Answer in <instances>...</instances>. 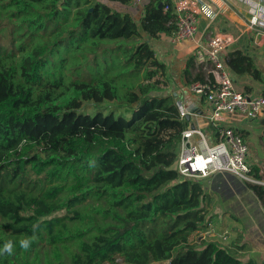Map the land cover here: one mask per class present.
Instances as JSON below:
<instances>
[{
    "label": "trees",
    "instance_id": "16d2710c",
    "mask_svg": "<svg viewBox=\"0 0 264 264\" xmlns=\"http://www.w3.org/2000/svg\"><path fill=\"white\" fill-rule=\"evenodd\" d=\"M110 2L128 4L0 0V248L14 245L0 264H259L192 238L210 197L174 167L190 121L153 44L175 31L169 0H149L139 22ZM226 63L261 78L242 48ZM194 67L193 55L187 81H204ZM248 187L264 202V186Z\"/></svg>",
    "mask_w": 264,
    "mask_h": 264
},
{
    "label": "built area",
    "instance_id": "2783aa9c",
    "mask_svg": "<svg viewBox=\"0 0 264 264\" xmlns=\"http://www.w3.org/2000/svg\"><path fill=\"white\" fill-rule=\"evenodd\" d=\"M139 3L141 0H132ZM253 4V5H252ZM223 0H169L165 11L173 10L175 31L171 42L178 45L184 41H196L195 61L206 73L204 81H195L189 88L205 97L212 105L209 124L213 128L214 140L208 142L199 128L189 127L183 132L179 155L174 164L182 175L205 177L214 172H228L264 186V177L248 163V145L242 134L233 126L245 120L257 119L264 115V95L251 96L236 88L233 71L221 60L220 54L236 39L229 33H215L205 43L197 39L200 17L210 22L215 20L228 7ZM252 14L245 24L244 31L264 28V5L251 2ZM263 40H258L261 45ZM188 109L181 106V115ZM194 134L200 139L193 141Z\"/></svg>",
    "mask_w": 264,
    "mask_h": 264
},
{
    "label": "crops",
    "instance_id": "0c3cea01",
    "mask_svg": "<svg viewBox=\"0 0 264 264\" xmlns=\"http://www.w3.org/2000/svg\"><path fill=\"white\" fill-rule=\"evenodd\" d=\"M224 1L228 2L229 5L226 8V10H224V13L220 14L215 20L210 22L205 17H200L197 39L200 40V42L205 43L211 35L218 33V32L219 33L225 32V33H229L232 36H234L236 40L220 54L221 60L227 65L226 58L228 54L232 51V49L238 48V47L244 49L248 54H250L254 58L255 64L261 70V78L255 79L253 76L248 75V74L240 75L230 68L233 71L232 74H233L236 88L239 91L245 94L251 95V96L264 95V28H255V30H252V31L250 30L244 31L242 29V25L245 24L244 21L248 20L252 14L250 6H252L253 4L251 5V2L259 1L264 5V0H223V3ZM110 3L114 5L115 7H117L118 9H121L122 11H129L133 15V17H134L133 13H135V11H131V8H133L136 4H138V3H133L132 0H128V4H124L121 2H116V3L110 2ZM169 39L171 42V36H169ZM153 40H155L158 44L162 43L163 36L161 35ZM258 40H263V43L261 45H258L257 44ZM184 42L190 43V46L187 44L190 47V49L185 52L184 50H182V47L181 48L179 47V45ZM184 42L178 45H175V46H178V48L180 49L177 48V50L175 51L173 55L175 57H180L181 63H180L179 74L171 76V72L173 71H170L169 67L166 64L167 61H164L161 59L166 64L167 69H168L167 71L168 91L174 94L176 93L175 95L178 97V103L180 104V106L188 109L189 112L192 109L197 110V112L191 114V118L189 120L190 121L189 127H191V124L194 123L196 128H199L202 131L206 140L212 143L214 140V133H213V128L209 124V116L211 114L212 105L209 101L205 99L204 96L193 92L189 88L190 84L193 82L189 83L184 73L186 63L189 57L195 54L197 44H196V41H193V40H188ZM191 42L194 45L191 44ZM157 57H158V54H157ZM198 70H200V68H199V65H197L195 61V67L193 70L192 78L195 76V73ZM201 70L203 69L201 68ZM188 96H191V97H188ZM192 96H198L200 97V99H197V97H192ZM201 112L202 114H200ZM262 117H264V115L257 119L245 120V121L233 124V126L242 134L247 145H248V142H247L248 137H251V136L257 137L258 135L263 134L262 132H264V126L257 123L258 119ZM204 130L207 131L206 132L207 134H205ZM199 139H200V136L198 134H194L192 137V140L194 142L198 141ZM261 145H263V143H261ZM248 163L258 173V176L264 177V170H261L255 163H252V156L250 155V153H248ZM218 177H221V176L218 175ZM259 200L263 202L261 199ZM232 207L233 209L243 207L244 209L243 213L246 214L247 212V209L241 202L230 201L229 208H228L229 214H232L234 212V210H232ZM239 217L241 218V216ZM241 224H242L241 228L243 229L245 227L243 221L241 222ZM243 231L245 232V230ZM252 242L255 243L253 240ZM243 244L244 242L241 243L239 241H235L233 243L234 246L229 244L230 245L229 247L234 251H238L240 254H244L247 251L243 250ZM258 247H256V245L251 247L252 250L250 249V251L252 252V254L249 255V253H246V255L249 257L255 258L259 264H264V249L261 247L258 249ZM244 249L246 248L244 247ZM256 252L259 254L257 255Z\"/></svg>",
    "mask_w": 264,
    "mask_h": 264
},
{
    "label": "rangeland",
    "instance_id": "374dc122",
    "mask_svg": "<svg viewBox=\"0 0 264 264\" xmlns=\"http://www.w3.org/2000/svg\"><path fill=\"white\" fill-rule=\"evenodd\" d=\"M103 1L105 2L106 0ZM148 1L149 0H141L140 3L131 8V11H135L133 14L137 22H139L140 18L144 15V6ZM162 36V43L158 44L153 40L154 48L158 54V58L167 61V66L170 71H173L171 72V76H174L179 74L180 71V57L173 56L178 46L172 45L169 36L165 34H162ZM187 44L190 46V43L184 42L180 44L179 47H182V50L185 52L190 49ZM191 44L193 43L191 42ZM192 97L200 99L198 96ZM98 108L106 110L112 108L119 110L123 109V107L119 106L116 102H105L99 106H96L93 102H86L83 106V110L89 113H94ZM204 132L207 134L206 130H204ZM262 133V135H258L257 137H248L247 142L249 153L252 156V163H255L261 170H264V132ZM261 143H263V145H261ZM218 175L221 177H218ZM193 178L203 180L204 187L210 197V200L207 201L205 205L210 210L211 215L207 228L200 232L193 233L192 238L195 239L201 236L202 238L217 240L227 246H230L229 244L234 246L233 243L235 241L244 242L243 250L247 251L246 253H249V255L252 254L250 251V249L252 250L251 247L255 245L256 247L259 246L258 249L260 247L264 249V203L258 199L251 189H249L248 186L252 182L228 172H214L205 177ZM230 201L241 202L247 209L246 214L243 213V207L236 209L232 207L234 212L229 214L228 208ZM239 216H241V218ZM242 221L245 226H243V229L241 228ZM243 230H245V232ZM252 240L255 243H253ZM244 247L246 249H244ZM246 253H244V255H246ZM256 254L258 255L259 253L256 252ZM118 261L119 264H124L120 258ZM154 264H167V262H158Z\"/></svg>",
    "mask_w": 264,
    "mask_h": 264
},
{
    "label": "clouds",
    "instance_id": "9594fccd",
    "mask_svg": "<svg viewBox=\"0 0 264 264\" xmlns=\"http://www.w3.org/2000/svg\"><path fill=\"white\" fill-rule=\"evenodd\" d=\"M39 225L38 224H34L33 225V232L35 233V231L38 229ZM36 239L35 235H33L32 237L29 238H25L22 239L20 241V247L27 250L28 248H30L31 243ZM13 242L12 241H8L3 245V248H0V255H11L13 254Z\"/></svg>",
    "mask_w": 264,
    "mask_h": 264
},
{
    "label": "water",
    "instance_id": "95a60500",
    "mask_svg": "<svg viewBox=\"0 0 264 264\" xmlns=\"http://www.w3.org/2000/svg\"><path fill=\"white\" fill-rule=\"evenodd\" d=\"M175 94H176V93H175ZM195 112H197L196 109H192V110H190V112H188V113L186 114V118H187L188 120H190V118H191V114H193V113H195ZM200 114H202V112H201ZM257 123L260 124V125H262V126H264V117L258 119ZM195 127H196L195 124L192 123V124H191V128L194 129Z\"/></svg>",
    "mask_w": 264,
    "mask_h": 264
}]
</instances>
